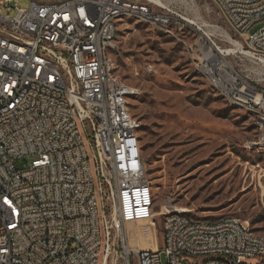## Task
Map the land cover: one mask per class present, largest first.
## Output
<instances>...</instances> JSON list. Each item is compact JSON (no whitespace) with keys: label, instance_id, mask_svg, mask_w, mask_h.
I'll list each match as a JSON object with an SVG mask.
<instances>
[{"label":"built area","instance_id":"2783aa9c","mask_svg":"<svg viewBox=\"0 0 264 264\" xmlns=\"http://www.w3.org/2000/svg\"><path fill=\"white\" fill-rule=\"evenodd\" d=\"M28 2L0 0V264H252L264 255L247 220L195 219L170 198L159 214L163 248L129 246L127 224L154 219L155 195L135 143L140 123L127 115L138 90L110 65L117 17L137 15L178 39L198 27L195 67L253 115L258 140L246 146L264 148V71L239 62L264 65V0H213L236 40L154 0ZM21 158L28 167L16 166Z\"/></svg>","mask_w":264,"mask_h":264},{"label":"rangeland","instance_id":"374dc122","mask_svg":"<svg viewBox=\"0 0 264 264\" xmlns=\"http://www.w3.org/2000/svg\"><path fill=\"white\" fill-rule=\"evenodd\" d=\"M154 1L198 21L195 24L204 30L213 32L217 26L231 33L233 40L239 39L213 0ZM117 27L115 73L138 90L129 98V111L140 123L138 136L155 195V213L170 198L188 208L195 219L236 216L264 237V148L246 146L258 140L253 115L228 102L195 67L188 46L194 43L198 27L183 30L180 39L134 15L125 16ZM240 58L243 70L264 71L263 64ZM16 166L28 167L29 159H18ZM163 221L159 215L154 221L160 249ZM160 256L164 263V252ZM252 264H264V255Z\"/></svg>","mask_w":264,"mask_h":264},{"label":"bare ground","instance_id":"6f19581e","mask_svg":"<svg viewBox=\"0 0 264 264\" xmlns=\"http://www.w3.org/2000/svg\"><path fill=\"white\" fill-rule=\"evenodd\" d=\"M160 1V0H157ZM137 16V15H134ZM138 17V16H137ZM124 17H117V25L118 22L120 20H122ZM189 20L192 24L193 23H197L198 21L194 20V19H187ZM203 22V21H202ZM201 22V23H202ZM207 24V23H205ZM204 24V25H205ZM168 33V32H166ZM110 65L111 66H115V62L113 59V56H110ZM197 69L199 70V72L203 75V69H201V67H197ZM118 81H123L119 76H118ZM215 90L226 99V94H224L223 91H221V85L219 83H210ZM128 88H133L129 85H127ZM136 89V88H133ZM137 90V89H136ZM134 95V94H130V97ZM234 106L238 107L237 104H233ZM127 115L130 117H134L130 111H129V107H127ZM137 121L139 122V120L137 119ZM135 143L140 144V139L138 134H135ZM172 202H174L172 200ZM163 210V209H162ZM187 211H190L189 209H186ZM161 214L160 211L156 212L154 214V219H151L149 221H144V220H140L137 223L133 224L131 223L130 225V229L128 232V240H129V246H142L148 249H155L157 247V241H156V237L154 235L155 232V218L157 215ZM248 231H252L248 225Z\"/></svg>","mask_w":264,"mask_h":264}]
</instances>
